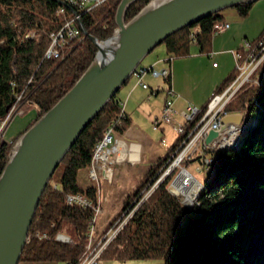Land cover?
<instances>
[{"label": "trees", "instance_id": "1", "mask_svg": "<svg viewBox=\"0 0 264 264\" xmlns=\"http://www.w3.org/2000/svg\"><path fill=\"white\" fill-rule=\"evenodd\" d=\"M121 1L108 0L84 14L81 20L86 33L99 40L111 37L117 28L115 16ZM150 1L134 3L127 12L126 22ZM257 3L241 4L234 9L246 19ZM61 8L68 18L72 16L73 9L66 0H0V123L6 120L20 96L36 114L17 138L75 86L98 52L86 36L81 42L76 41L63 58L46 59L51 35L65 23V16L59 15ZM222 13L206 17L165 40L159 47L165 46L168 63L191 57L195 43L202 55L209 56L214 28L224 21ZM260 44H264V30L251 43L258 60L264 53ZM259 71H263L260 82L244 85L227 106L228 112L243 114L245 121L253 117L256 122L252 126L246 122L247 135L239 148L231 149L233 144L213 154L212 177L202 183L201 194V189L197 191L193 208L184 207L181 199L169 192L177 171L149 194L180 152L184 139L179 138L168 148L167 155L152 165L126 200L116 220H120L119 224L127 222L103 252L101 261L264 264V67L258 68ZM238 75L235 70L215 93L223 92ZM165 83L171 87V74ZM198 122L199 119L192 127ZM131 123L126 113L122 115L116 95L81 134L58 167H63L59 183L55 187L52 177L40 200L20 262L79 264L88 244L94 210L70 205L66 198L81 194L96 202L98 188H83L80 172L91 166L96 145L109 128L117 136H123ZM17 138L12 142L0 141V177ZM195 161H190L188 166ZM66 230L70 231L72 245L55 240L58 233ZM39 235L48 238L41 239Z\"/></svg>", "mask_w": 264, "mask_h": 264}, {"label": "water", "instance_id": "2", "mask_svg": "<svg viewBox=\"0 0 264 264\" xmlns=\"http://www.w3.org/2000/svg\"><path fill=\"white\" fill-rule=\"evenodd\" d=\"M138 1L120 2L115 16L117 28L108 39L85 33L98 49L93 62L75 86L15 141L0 177V264H20L40 200L56 170L144 60L169 37L206 17L261 0H151L126 22L129 8ZM106 43L110 45L103 49ZM222 123L219 131L209 134L208 145L230 126L241 128L244 115L231 114ZM102 176L111 183L114 170L104 166ZM169 192L180 196L172 185Z\"/></svg>", "mask_w": 264, "mask_h": 264}, {"label": "built area", "instance_id": "3", "mask_svg": "<svg viewBox=\"0 0 264 264\" xmlns=\"http://www.w3.org/2000/svg\"><path fill=\"white\" fill-rule=\"evenodd\" d=\"M108 0H66L69 7L73 9V14L69 18L65 9L59 10V15L65 16V23L58 32L51 35V45L46 52V59H60L63 58L66 52H69L74 43L82 41L86 37V30L82 23L84 14L92 12L95 8L106 3ZM231 25L226 22L218 23L214 28V34L219 35L227 32ZM259 48L263 49L264 44H260ZM251 42H245L243 50L235 52L236 55V70L239 75L234 82L221 93H215L206 104V110L203 107L189 105L185 110L180 112L183 122H177L178 115L175 107L177 94L172 87L166 90V99L162 109L161 116L158 117L153 123L154 131H159L163 126H172L179 138H183L180 147V152L175 157L174 161L164 172L163 176L159 179L155 186H158L173 172H179L171 183V185L179 192L182 204L188 209H192L196 204L197 191L203 187L201 181L191 173L188 168V163L192 160L196 161L194 164L195 172L203 174L213 168L215 164L214 153L218 152L219 148H224L226 143L230 140V135L233 130H237L234 126H230L228 130L222 133L221 137L215 140L211 145L207 144V139L212 131H219L222 128V121L226 116L234 113L227 111V106L232 102L236 94L246 84H256L260 82L258 78L253 81V72L258 67L259 63L264 60V53L258 60L255 57V52H252ZM174 60H171V62ZM217 67V64H214ZM147 75H151L156 79L165 80L170 75L168 68L163 70H156L155 68H148L140 65L132 78L136 80V85L145 90H150L149 86L144 82ZM157 91H151V96H155ZM26 101L20 96L11 109L8 117L2 123L0 130V141L2 139L3 129L14 119L16 116H22L26 112ZM122 115L125 114L123 105ZM202 116V117H201ZM199 119V122L194 123ZM165 144V142H163ZM120 148V141L112 128H109L103 138L95 148L93 160L89 169L91 180L96 181L98 188V197L96 202L92 201L85 195H68L66 201L70 205H78L84 208H92L94 210L93 216L90 221L89 239L86 246L85 253L79 264H101V256L109 244L120 232L121 228L127 222L124 221L119 224L120 220H115L113 226H108L102 232L95 236V226L98 217L103 213L104 198L100 196V177L103 173V167L107 170L112 169L114 158H118ZM192 186L195 189H192ZM56 187V186H55ZM193 187V188H194ZM114 222V221H113ZM116 227V228H115ZM41 239H47V235H39ZM55 240L62 244L72 245L73 240L65 233H58ZM57 264V263H55ZM67 264V263H63Z\"/></svg>", "mask_w": 264, "mask_h": 264}, {"label": "crops", "instance_id": "4", "mask_svg": "<svg viewBox=\"0 0 264 264\" xmlns=\"http://www.w3.org/2000/svg\"><path fill=\"white\" fill-rule=\"evenodd\" d=\"M222 16L224 19L223 22L229 23L231 28L223 34L214 36L212 53L209 56L202 55L198 45L195 43L192 48L191 57L168 63L166 48L165 46H161L162 51L157 52V48L144 60L146 62L142 63L144 67H153L156 70L168 68L170 70L171 87L177 94L175 101V107L178 113L176 117L177 122H183L180 112L185 110L189 105L198 107L205 106L215 94L217 88L236 70L237 61L235 52L243 50L245 42L252 43L264 30V0L259 1L253 7L249 17L246 19H242L235 9L224 11ZM214 64H217V67ZM158 80L151 75H147L144 82L149 86L150 90H145L137 86L136 80L132 78L117 95V100L123 105L124 111L132 123L125 135L118 136L120 152L118 158H114L112 165V169L114 170L113 182L110 183L103 180V176L101 175L100 186L103 181L112 186L117 182L120 183V186H124L129 178L136 175L140 165H143L147 173L152 165L158 161L154 159L153 149L155 145L152 139L147 136L148 126L161 116L166 99L168 86L165 80H162V82ZM154 90L157 91V94L150 97L151 91ZM26 111H28L27 106ZM14 120L8 124L3 133V140L6 142L14 141L30 124H16L17 122ZM1 126L2 123H0V130ZM169 128H171L174 134H177L173 127ZM169 128L163 126L157 131L160 134L162 144L168 148L170 146H168L169 143H167L166 134ZM178 139L176 135L173 145ZM144 162L147 163L143 164ZM79 182H82V185H80L85 189L93 186L89 169L80 172ZM114 193L115 191L110 189L105 191V195H103L101 188L100 196L102 199H106L103 206L110 202V198L113 197ZM130 194L127 198L121 196V202H125ZM20 264L55 263L20 262ZM104 264L120 263L117 261H107Z\"/></svg>", "mask_w": 264, "mask_h": 264}, {"label": "rangeland", "instance_id": "5", "mask_svg": "<svg viewBox=\"0 0 264 264\" xmlns=\"http://www.w3.org/2000/svg\"><path fill=\"white\" fill-rule=\"evenodd\" d=\"M158 51H162V48L159 47L157 49ZM146 61H144L145 63ZM264 67V60L259 63L258 67L256 68V70L253 72V81H256L258 78H261V75L263 73V71H259V73H257L258 68H263ZM257 74H256V73ZM256 75V76H255ZM159 82H162V79L158 80ZM28 111H26L25 115L22 116H16L14 117V121H16V124H23L28 125L29 123L31 124L33 122V120L35 119V111L33 109V107L31 105H26ZM239 114V113H238ZM12 121V120H11ZM251 123V126L255 124V119L253 117H250L247 121H245L244 119V123ZM154 123V121H153ZM153 123H151L148 128H147V136L152 139L153 143H154V159L159 160L160 158L164 157L165 155H167V151H168V147H165L162 142H161V138H160V134L157 133V131H153ZM29 124V125H30ZM8 126V125H7ZM7 126L3 129V133L5 132ZM2 127V126H1ZM27 127V126H26ZM172 127V126H167V128ZM22 131V130H21ZM241 131V132H240ZM245 131V128L239 131H236L233 135H234V139L233 140H229L228 143H226L224 148H227L229 146H232L231 149L235 148L239 142L242 140L243 137V133ZM4 134H2L3 136ZM177 134H174V132L171 130V128L168 129V132L166 134V139H167V143L168 146H172L175 138H176ZM2 139H4V137H2ZM224 148H219L220 150H223ZM147 162H144L143 164H146ZM188 170L198 178L199 181H201V183L205 182L206 180L210 179L212 177V170L211 171H206L203 174H199L197 172H195L194 170V164L190 165ZM63 174V167H60L56 170L52 182L53 185L55 186V183H59L61 177ZM146 171L145 168L143 167V165H140V168L137 170L136 172V177L133 176L131 178L128 179V182L126 183V185L124 186H120V183H114V185H109L106 182H101V186H100V190L102 188V194L105 195V191L113 189L115 191V193L113 194V197L110 198V202L107 203L105 206H103V213L98 217L97 220V224L95 226V236L97 237L98 234L100 232H102L104 229H106L108 226L111 225V223L113 221H115L116 219H118V217L120 216V214L122 213L123 207L125 205V202H121L120 198L121 196H125L126 198L128 197V195L135 189V187L138 185V183L142 180V178L145 176ZM179 174V172L177 173V175ZM177 177V176H176ZM175 177V178H176ZM175 180V179H174ZM80 184L82 185V182H80ZM93 186L97 185L96 181H93L92 183ZM157 186H155L154 188H152L151 192L154 191V189H156ZM148 194V195H149ZM115 195V196H114ZM117 195V196H116ZM147 195V196H148ZM147 196L145 198H147ZM197 203V201H196ZM105 207V208H104ZM121 207V209H120ZM101 229V230H100ZM65 234H67L68 236L70 235V231L66 230L64 232ZM107 261H115V260H102L101 264H104ZM120 264H164L163 260H150V261H117Z\"/></svg>", "mask_w": 264, "mask_h": 264}, {"label": "bare ground", "instance_id": "6", "mask_svg": "<svg viewBox=\"0 0 264 264\" xmlns=\"http://www.w3.org/2000/svg\"><path fill=\"white\" fill-rule=\"evenodd\" d=\"M110 44L109 43H106V44H103L102 45V48L103 49H106L108 46H109ZM256 73V72H255ZM125 112V111H124ZM240 114V113H239ZM245 128V131H244V133H243V137L246 135V132H247V130H248V126L246 125V123H244L243 124V126L241 127V128H238L237 130H233V131H239V130H242V129H244ZM241 132V131H240ZM235 132H233L231 135H230V140H233L235 137H234V134ZM179 138V137H178ZM226 150H228V149H226ZM226 150H224V151H226ZM209 171H211V169L209 170ZM203 189H204V187H202L201 188V191H200V194H201V192L203 191ZM200 194H199V196H200ZM199 196H198V198H199ZM198 198H197V200H198ZM101 230V229H100Z\"/></svg>", "mask_w": 264, "mask_h": 264}]
</instances>
